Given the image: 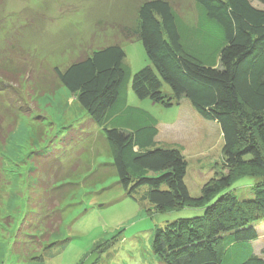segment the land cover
Listing matches in <instances>:
<instances>
[{"label": "trees", "instance_id": "1", "mask_svg": "<svg viewBox=\"0 0 264 264\" xmlns=\"http://www.w3.org/2000/svg\"><path fill=\"white\" fill-rule=\"evenodd\" d=\"M192 2L198 13L195 27L186 25L167 0H145L136 21L119 27L113 44L55 69L56 79L86 114L79 124V130L85 129L83 140L98 128L112 147L110 162L98 168L116 179L114 186L156 213L202 209L201 216L157 226L151 250L160 264H264L256 224L260 215L264 218V0ZM134 41L142 43L149 65L131 76L121 43ZM17 77L0 71V97L7 100L5 109L14 123L30 109L21 92L8 85ZM129 80L138 99L164 107L187 100L201 119L216 124L229 173L193 198L185 184L182 151L158 146L156 119L127 106ZM5 139L0 134V141ZM55 140L45 144L47 153L32 154L33 164L42 169L36 184L41 191L29 199L18 231L24 242L13 250L20 256L36 249L31 257L36 264H43L47 250L67 242L52 243L64 212L58 203L65 198L53 206L50 193L75 185L70 178H58L70 157L51 147ZM242 174L255 180L248 199L226 191Z\"/></svg>", "mask_w": 264, "mask_h": 264}, {"label": "rangeland", "instance_id": "2", "mask_svg": "<svg viewBox=\"0 0 264 264\" xmlns=\"http://www.w3.org/2000/svg\"><path fill=\"white\" fill-rule=\"evenodd\" d=\"M144 1L0 0V71L18 75L17 83L8 85L21 92L30 108L14 123L5 109L7 100L0 97V134H6L4 142L0 141V264H36L31 258L36 249H22L20 256L13 250L24 242L18 231L29 199L41 191L36 184L42 169L33 164L32 154L47 153L45 144L53 137L51 147L70 157L58 178H70L69 183L75 185L50 193L53 206L65 198L58 203L64 212L60 233L52 237V243L67 242L47 250L43 264H84L95 253L99 254L95 264H160L151 250L157 226L166 220L202 215V209L188 208L156 213L114 186L115 178L102 175L98 166L110 162L112 147L98 128L90 129L83 140L85 129L79 127L86 114L56 79L55 69L63 70L93 50L113 44L119 27L136 21ZM167 1L186 25H198L192 0ZM121 48L131 76L149 65L141 42H124ZM125 94L127 106L156 119L157 145L182 151L187 162L185 184L193 198L221 174L229 173L222 160L219 127L201 119L187 100L170 107L140 100L130 80ZM255 178L259 180L260 175ZM254 183L251 175L242 174L234 177L226 191L248 199ZM260 218L257 246L262 248L264 218Z\"/></svg>", "mask_w": 264, "mask_h": 264}, {"label": "water", "instance_id": "3", "mask_svg": "<svg viewBox=\"0 0 264 264\" xmlns=\"http://www.w3.org/2000/svg\"><path fill=\"white\" fill-rule=\"evenodd\" d=\"M99 258V254L95 253L92 256H90L85 262L84 264H95V262L97 261V259Z\"/></svg>", "mask_w": 264, "mask_h": 264}]
</instances>
